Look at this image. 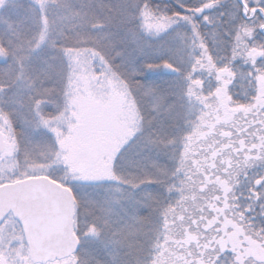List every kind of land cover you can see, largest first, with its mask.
Returning a JSON list of instances; mask_svg holds the SVG:
<instances>
[{"label": "snow or ice", "instance_id": "1", "mask_svg": "<svg viewBox=\"0 0 264 264\" xmlns=\"http://www.w3.org/2000/svg\"><path fill=\"white\" fill-rule=\"evenodd\" d=\"M0 264H264V0H0Z\"/></svg>", "mask_w": 264, "mask_h": 264}]
</instances>
